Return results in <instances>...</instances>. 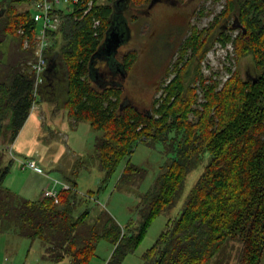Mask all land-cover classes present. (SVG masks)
<instances>
[{
  "label": "trees",
  "instance_id": "16d2710c",
  "mask_svg": "<svg viewBox=\"0 0 264 264\" xmlns=\"http://www.w3.org/2000/svg\"><path fill=\"white\" fill-rule=\"evenodd\" d=\"M36 1L0 0V45L9 36L21 40L9 55L0 50V138L9 144L27 121L38 92L47 98L52 91L49 71L36 90L29 65L34 49L23 48V38L34 41L38 27L30 8L20 6H34ZM116 1L97 0L85 14V7L63 12L61 27L53 33L49 65L58 52V63L67 69L68 116L102 131L96 150L107 176L127 158L117 187L144 179L146 169L131 161L139 144L162 143L172 154L142 196L141 223L135 231L130 225L123 228L103 210L92 220L96 192L82 194L71 182L59 191L58 202L53 197H23L6 185L14 160H6L4 146L0 147L2 230L41 239L48 259L68 264H89L99 242L106 239L113 245L106 264H120L139 246L153 219L175 205L188 174L208 153L204 171L179 216L169 218L145 253V264H227L226 254L236 243L240 246L236 264H259L264 250V0H226L211 26L200 32L192 28L179 48L175 75L158 85L162 94L149 109L125 94L117 73L99 80L92 73L113 23ZM134 2L146 6L153 0H126L125 12ZM232 30H238L234 38L229 34ZM216 41L225 46L232 41L238 59L251 54L256 76L245 78L237 70L220 88L218 80L206 82L199 65ZM120 59V71H129L136 50ZM199 87L205 99L201 107L196 106Z\"/></svg>",
  "mask_w": 264,
  "mask_h": 264
},
{
  "label": "rangeland",
  "instance_id": "374dc122",
  "mask_svg": "<svg viewBox=\"0 0 264 264\" xmlns=\"http://www.w3.org/2000/svg\"><path fill=\"white\" fill-rule=\"evenodd\" d=\"M134 4L136 2L131 4L129 12H124L131 28V37L120 46V54L136 50V60L125 76L118 71V77L125 94L142 109H149L153 99L162 94V90L157 91L158 85L167 83L175 75L172 69L180 58L179 48L191 29L196 27L200 32L211 26L215 17L224 9L226 0H157L153 6ZM63 7L66 8V5ZM20 8H30L34 12L33 6L27 4ZM229 34L234 38L238 30H232ZM20 41L19 36H9L0 45V50L9 55L19 48ZM26 42L25 37L24 49H28V46L34 49V41L28 46ZM117 58L120 59L119 56ZM199 67L206 82L218 80L219 88L234 71L239 70L245 78L255 77L257 74L253 56L248 54L238 59L232 41H228L226 46L221 41L213 43ZM57 68H60V77H51L52 91L48 93L50 97L44 98L38 92L39 98L14 142L9 144L5 138H0V147L5 146L7 150L6 160H14L9 174L11 186L15 190L28 183L33 187L30 196L40 194L46 184L61 190L65 187L64 181L75 184L82 194L94 190L96 193L92 198V220L103 210L105 215L109 214L123 228L130 225L135 231L141 223L139 203L141 205L142 196L153 186L160 165L165 161L169 162L172 154L166 151L167 146L162 143L153 147L139 144L131 161L146 169L144 179L132 184L123 182L117 187L127 158L107 176L101 168L96 150L97 139L102 131L94 129L89 122H77L68 116L65 108L67 69L63 62H59ZM197 93L199 100L196 106L201 107L205 101L203 90L199 87ZM190 118L196 120L197 116L191 113ZM174 136V133L171 134V137ZM209 156L206 153L197 167L190 171L175 205L153 219L139 246L120 264H145V253L165 230L169 218L179 216L188 194L204 171ZM29 159H36L40 174L34 172L35 169L21 168L20 161ZM56 180L60 182L57 184ZM239 251V244H232L226 254V263L236 264ZM112 252L113 245L102 239L89 264H106ZM47 255L41 239L32 240L13 231H4L0 221V264H68L67 260L51 261ZM259 264H264V250Z\"/></svg>",
  "mask_w": 264,
  "mask_h": 264
},
{
  "label": "built area",
  "instance_id": "2783aa9c",
  "mask_svg": "<svg viewBox=\"0 0 264 264\" xmlns=\"http://www.w3.org/2000/svg\"><path fill=\"white\" fill-rule=\"evenodd\" d=\"M97 0H37L34 4L33 19L37 24L34 35V53L35 58L30 62L31 69L36 76V89L45 81L48 68H49V53L50 48L54 44L53 33L58 31L62 23V13L76 11L77 9L84 8V14L87 13L93 7ZM66 5V8L63 6ZM99 21H95V25H98ZM23 33L22 31H20ZM26 45L28 46L30 40L28 38ZM33 42V41H32ZM25 45V46H26ZM29 48V46H28ZM21 168L23 170L38 168L37 161L35 159H29L27 161H21ZM60 181L56 180L58 184ZM70 185L65 183L64 188H69ZM59 191L57 188H48L43 191V196L53 197L57 202L59 200ZM8 264H17L11 262Z\"/></svg>",
  "mask_w": 264,
  "mask_h": 264
},
{
  "label": "water",
  "instance_id": "95a60500",
  "mask_svg": "<svg viewBox=\"0 0 264 264\" xmlns=\"http://www.w3.org/2000/svg\"><path fill=\"white\" fill-rule=\"evenodd\" d=\"M156 1L157 0H153V2L151 3L150 6H153V4ZM126 8H127L126 0H117L116 1V14L114 16L113 23L108 30L107 37H106L105 42H104L102 49H101V53L103 51L109 49L110 53L113 54L115 51L118 50L119 46H121L122 43H124L126 40L130 39L131 28L129 26L128 20L126 19L125 15H124ZM2 14H3V11L0 10V16ZM121 27L126 28L127 31L123 32L121 30ZM124 37H125V41L123 42ZM57 59H58V52L51 58L48 71H52L55 69V67L58 64ZM93 71H94V69H93Z\"/></svg>",
  "mask_w": 264,
  "mask_h": 264
},
{
  "label": "flooded vegetation",
  "instance_id": "af4514ba",
  "mask_svg": "<svg viewBox=\"0 0 264 264\" xmlns=\"http://www.w3.org/2000/svg\"><path fill=\"white\" fill-rule=\"evenodd\" d=\"M132 9H134V8L132 7ZM137 10H139V9H137ZM150 10H149V13H151ZM121 30L123 32L127 31V29L124 27H121ZM125 37H124L123 42L125 41ZM109 53H110V51H109V49H107V50H105L99 54V57H101V58H99L97 60V62L95 63V66H94L95 70L93 71V74H95L96 80H99V79H102L105 77H112L113 73H115V75H117L118 71L121 70L120 67L118 66V64L121 62V59L117 58V56H119V57L121 56V58H122L123 55L126 54V52L125 53L123 52L124 54L123 53L120 54V46H119L118 50L115 51L113 54H111V53L109 54ZM57 66H58V64H57ZM57 66L55 67V69L53 71H51L52 75L51 74L50 75H51V77L55 76V77H58V79H59L60 68H57ZM120 72H122V71H120ZM122 73H124V76H125V74H127L128 71L122 72Z\"/></svg>",
  "mask_w": 264,
  "mask_h": 264
},
{
  "label": "crops",
  "instance_id": "0c3cea01",
  "mask_svg": "<svg viewBox=\"0 0 264 264\" xmlns=\"http://www.w3.org/2000/svg\"><path fill=\"white\" fill-rule=\"evenodd\" d=\"M53 71V70H52ZM50 73H51V71H49ZM52 75V74H51ZM13 158V157H12ZM36 160V159H35ZM21 161H23V160H21ZM21 161H20V163H21ZM34 172H36V173H38L39 172V174L41 173V171H38V170H34ZM66 184H69V182L68 181H64ZM6 185L8 186V187H10L11 189H13L14 190V188L11 186V183H10V177L8 176L7 177V179H6ZM50 189V188H52L49 184H46L45 186H44V188L43 189H41L40 190V194H38L37 196H30V195H32V193H33V187L31 186V185H29L28 183H25V184H22L21 186H20V188H18V189H15V191L16 192H18L20 195H22L23 197H26V198H29V199H39V198H42L43 197V191L45 190V189Z\"/></svg>",
  "mask_w": 264,
  "mask_h": 264
}]
</instances>
